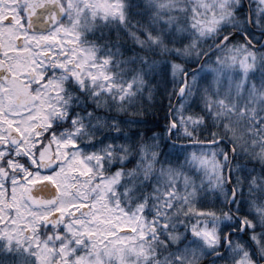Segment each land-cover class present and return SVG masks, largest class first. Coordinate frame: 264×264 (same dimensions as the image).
Segmentation results:
<instances>
[{"label":"snow or ice","instance_id":"snow-or-ice-1","mask_svg":"<svg viewBox=\"0 0 264 264\" xmlns=\"http://www.w3.org/2000/svg\"><path fill=\"white\" fill-rule=\"evenodd\" d=\"M0 264H264V0H0Z\"/></svg>","mask_w":264,"mask_h":264}]
</instances>
